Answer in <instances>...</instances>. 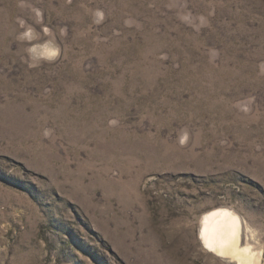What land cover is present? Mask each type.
<instances>
[{
	"label": "rangeland",
	"instance_id": "1",
	"mask_svg": "<svg viewBox=\"0 0 264 264\" xmlns=\"http://www.w3.org/2000/svg\"><path fill=\"white\" fill-rule=\"evenodd\" d=\"M220 209L264 264V0H0V264H227Z\"/></svg>",
	"mask_w": 264,
	"mask_h": 264
},
{
	"label": "bare ground",
	"instance_id": "2",
	"mask_svg": "<svg viewBox=\"0 0 264 264\" xmlns=\"http://www.w3.org/2000/svg\"><path fill=\"white\" fill-rule=\"evenodd\" d=\"M245 228L248 226L239 214L230 209L206 214L202 229L205 248L227 264H263V253L250 245Z\"/></svg>",
	"mask_w": 264,
	"mask_h": 264
}]
</instances>
